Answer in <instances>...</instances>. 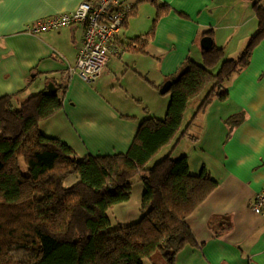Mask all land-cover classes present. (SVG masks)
<instances>
[{
	"label": "crops",
	"instance_id": "obj_1",
	"mask_svg": "<svg viewBox=\"0 0 264 264\" xmlns=\"http://www.w3.org/2000/svg\"><path fill=\"white\" fill-rule=\"evenodd\" d=\"M82 1L0 0V97L56 88L64 106L41 121L40 130L80 156L127 153L145 119L166 116L171 95L162 86L187 59L203 65L204 37L237 58L259 27L257 0H128L136 8L121 34L127 50L111 57L102 76L89 83L65 74L77 60L81 25L27 31ZM227 91V98L196 113L198 102L191 117L187 110V133L173 149L188 156L191 174L205 169L218 182L188 217L197 244L186 245L176 264H264V217L252 209L254 196L264 190V39ZM233 116L242 117L236 125L227 123ZM130 201L114 205L109 215L113 209L120 215Z\"/></svg>",
	"mask_w": 264,
	"mask_h": 264
},
{
	"label": "trees",
	"instance_id": "obj_2",
	"mask_svg": "<svg viewBox=\"0 0 264 264\" xmlns=\"http://www.w3.org/2000/svg\"><path fill=\"white\" fill-rule=\"evenodd\" d=\"M262 1L254 3L259 27L244 52L230 58L213 44L203 65L187 59L172 78L166 116L145 119L127 153L80 156L42 133L40 122L64 106L57 91L0 97V264H176L186 245L197 244L188 217L218 182L205 169L191 174L188 156L173 157V149L187 133L191 103L199 99L198 113L227 98L229 82L250 63L264 39ZM72 175L78 181L66 186ZM136 176L144 184L142 216L114 228L108 211L130 200Z\"/></svg>",
	"mask_w": 264,
	"mask_h": 264
},
{
	"label": "built area",
	"instance_id": "obj_3",
	"mask_svg": "<svg viewBox=\"0 0 264 264\" xmlns=\"http://www.w3.org/2000/svg\"><path fill=\"white\" fill-rule=\"evenodd\" d=\"M135 8L128 0H83L76 10L38 20L29 25L27 31L40 34L63 26L81 25L84 33L77 60L68 65L65 74L67 77L78 74L94 83L105 72L110 58L122 56L127 50L122 45L121 34ZM252 209L264 217V190L254 196Z\"/></svg>",
	"mask_w": 264,
	"mask_h": 264
},
{
	"label": "rangeland",
	"instance_id": "obj_4",
	"mask_svg": "<svg viewBox=\"0 0 264 264\" xmlns=\"http://www.w3.org/2000/svg\"><path fill=\"white\" fill-rule=\"evenodd\" d=\"M199 102V99L194 100L188 110V116L191 117V114L194 113L196 106ZM187 117V114H186ZM169 148H165L154 160L151 161L150 165H153L159 159H161L167 152ZM179 156V149L176 148L173 154V157ZM79 179L78 175H72L66 179V186L72 185L77 182ZM144 192V184L140 181L139 176H136L134 179V187L132 190L131 201L128 204V209L124 212H121L120 215H117L119 212H116V209L111 210V218L113 220V227L116 228L120 225H128L132 222L137 221L141 218L142 213L140 212L141 206V197ZM116 216H118L116 218Z\"/></svg>",
	"mask_w": 264,
	"mask_h": 264
},
{
	"label": "water",
	"instance_id": "obj_5",
	"mask_svg": "<svg viewBox=\"0 0 264 264\" xmlns=\"http://www.w3.org/2000/svg\"><path fill=\"white\" fill-rule=\"evenodd\" d=\"M202 45L205 49H209L211 46H212V38L211 37H204L203 40H202ZM171 85H172V80H169L167 81L161 88V92L162 93H167L169 92L170 88H171ZM52 91H56L55 88H51Z\"/></svg>",
	"mask_w": 264,
	"mask_h": 264
},
{
	"label": "snow or ice",
	"instance_id": "obj_6",
	"mask_svg": "<svg viewBox=\"0 0 264 264\" xmlns=\"http://www.w3.org/2000/svg\"><path fill=\"white\" fill-rule=\"evenodd\" d=\"M9 2H14V0H9Z\"/></svg>",
	"mask_w": 264,
	"mask_h": 264
}]
</instances>
